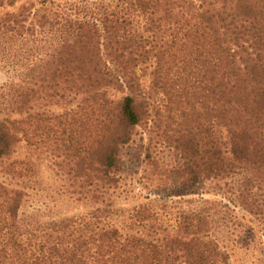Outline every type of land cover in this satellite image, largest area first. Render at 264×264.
I'll return each instance as SVG.
<instances>
[{"label": "trees", "instance_id": "trees-1", "mask_svg": "<svg viewBox=\"0 0 264 264\" xmlns=\"http://www.w3.org/2000/svg\"><path fill=\"white\" fill-rule=\"evenodd\" d=\"M0 8V264H234L264 238V0ZM138 173L196 204L115 208Z\"/></svg>", "mask_w": 264, "mask_h": 264}, {"label": "rangeland", "instance_id": "rangeland-1", "mask_svg": "<svg viewBox=\"0 0 264 264\" xmlns=\"http://www.w3.org/2000/svg\"><path fill=\"white\" fill-rule=\"evenodd\" d=\"M37 2L38 0H21V2ZM57 1H64V0H57ZM3 11L0 8V12ZM149 84L148 77L143 79V88H145ZM55 113L61 111V107L59 106H52L49 107ZM30 153L25 148V145L21 143L16 151V154L13 156L14 158L25 159L30 157L31 160L35 163L36 167V179L40 181L42 188H50L51 187H58L61 183L60 181L56 180V177L52 173V168L50 163L47 161V156L43 151H40L38 154L37 152L29 155ZM135 180L130 178V180L134 181V184L131 185L130 180L127 181L125 189L129 187V193L127 195H123L121 199L115 201V208L121 210H129L133 207L139 206L141 204H147L149 202L155 201L157 204H166L170 209L173 211L172 214L166 215L162 214L163 218H172L174 212L178 209L187 208L189 206H193L195 202L185 203L182 200L178 199H165L163 200V195L160 193L159 190L152 188V186H156V183H151L150 186L147 188H143L142 185L137 183L138 177H140V173L134 174ZM148 197V199H147ZM186 199H192L191 201L196 200V196H187ZM205 198L209 200H215L213 196H205ZM62 199V197H61ZM61 201V200H60ZM65 204V205H64ZM91 209V205L87 203H78L73 201H65L63 205L61 204L58 209H56V213L53 215L54 218L65 217V216H72L77 214L86 213ZM42 221L46 219L42 218ZM164 221L163 224H165ZM246 238V239H245ZM246 245L240 244L234 249L233 261L234 264H264V238H259V236H255L253 241H249V237H245Z\"/></svg>", "mask_w": 264, "mask_h": 264}]
</instances>
